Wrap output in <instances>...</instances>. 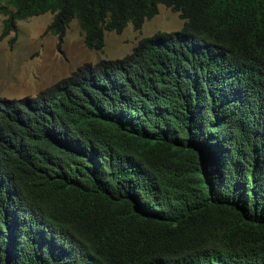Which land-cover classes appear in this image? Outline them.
Listing matches in <instances>:
<instances>
[{"label":"trees","instance_id":"16d2710c","mask_svg":"<svg viewBox=\"0 0 264 264\" xmlns=\"http://www.w3.org/2000/svg\"><path fill=\"white\" fill-rule=\"evenodd\" d=\"M183 20L0 97V264H264V0H0V40ZM15 37L11 38V42Z\"/></svg>","mask_w":264,"mask_h":264},{"label":"rangeland","instance_id":"374dc122","mask_svg":"<svg viewBox=\"0 0 264 264\" xmlns=\"http://www.w3.org/2000/svg\"><path fill=\"white\" fill-rule=\"evenodd\" d=\"M4 18L0 15V33ZM51 19L50 12L19 19L16 30L0 40V97H33L85 63L121 58L140 38L182 26L178 14L160 4L158 13L145 20L139 31L130 23L121 33L106 31L103 49L95 50L84 45L76 19L69 23L62 40L45 31ZM12 37L15 39L11 42Z\"/></svg>","mask_w":264,"mask_h":264},{"label":"clouds","instance_id":"9594fccd","mask_svg":"<svg viewBox=\"0 0 264 264\" xmlns=\"http://www.w3.org/2000/svg\"><path fill=\"white\" fill-rule=\"evenodd\" d=\"M160 5V4H159ZM163 5V4H162ZM166 7V6H165ZM158 9H159V6H158ZM170 9V8H169ZM174 12V11H173ZM177 13V12H176ZM179 17V16H178ZM182 20V19H181ZM182 23H183V20H182ZM131 24V23H130ZM182 27V26H181ZM179 30V29H178ZM175 31V30H174Z\"/></svg>","mask_w":264,"mask_h":264}]
</instances>
